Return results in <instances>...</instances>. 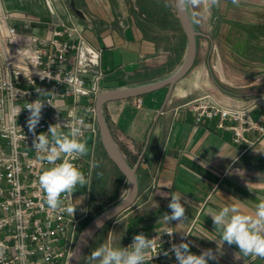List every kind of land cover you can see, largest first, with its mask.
Masks as SVG:
<instances>
[{"label": "crops", "instance_id": "crops-1", "mask_svg": "<svg viewBox=\"0 0 264 264\" xmlns=\"http://www.w3.org/2000/svg\"><path fill=\"white\" fill-rule=\"evenodd\" d=\"M50 3L56 18L80 25L90 43L101 48L104 91L165 78L184 60L188 40L175 0H74L85 19L75 12L72 0ZM0 6L20 31L50 32L44 24L21 26L25 15L51 19L47 0H0ZM203 13L202 27L191 16L199 31L197 57L183 78L173 87L136 96L142 98L140 105L135 97L104 104L105 117L129 163L134 165L142 156L138 197L112 220L110 244L127 247L137 234L172 227L175 241L189 243L192 253L212 249L217 260L209 264H264V259L243 256L236 245L220 246L211 240H218L220 233L208 215L231 205L243 214H254L257 197L264 196V134L250 130L248 138L260 136L254 144L235 142L231 129L218 126V117L197 122L192 108L206 95L236 106L264 99V0H218L209 19ZM250 115L264 123V107L252 108ZM87 145L90 182L83 191L77 189L75 202L91 211L102 198L110 202L113 178L112 200L118 188L128 192V182L100 136ZM175 193L188 201L186 220L167 223L164 216L171 215L168 205ZM168 264H178L174 253Z\"/></svg>", "mask_w": 264, "mask_h": 264}, {"label": "built area", "instance_id": "built-area-1", "mask_svg": "<svg viewBox=\"0 0 264 264\" xmlns=\"http://www.w3.org/2000/svg\"><path fill=\"white\" fill-rule=\"evenodd\" d=\"M47 4L51 19L21 17L23 28L44 24L50 31L46 34L20 31L7 21L10 13L0 6V264H68L79 227L90 213L85 205L75 202L77 190L64 200L65 206H76L73 216L50 209L38 182L42 171L51 165L33 148L35 136L47 133L49 125L55 124L67 132L74 121L81 120L83 139L94 143L100 136L95 100L104 91L105 78L101 48L90 43L80 25L56 18L50 0ZM135 98V104L140 105L142 98ZM37 99L45 105L32 132L26 107ZM257 106L264 107V99L236 106L222 105L206 95L197 98L192 108L197 122L218 117V126L231 129L235 142L254 144L264 134V123L250 115ZM14 109L22 110L17 116ZM250 130L259 131L260 136L248 138ZM72 162L89 177L90 158ZM165 231L174 229L165 227L145 234L157 237L153 255L160 249L150 264H168L171 245L178 244L175 232L169 236Z\"/></svg>", "mask_w": 264, "mask_h": 264}, {"label": "clouds", "instance_id": "clouds-1", "mask_svg": "<svg viewBox=\"0 0 264 264\" xmlns=\"http://www.w3.org/2000/svg\"><path fill=\"white\" fill-rule=\"evenodd\" d=\"M201 2L202 0H191L194 5ZM203 2L209 8L218 4V0H203ZM236 2L237 0H233V3ZM44 105V101L37 99L28 103L26 107L30 112L27 124L32 132H35L42 118ZM21 110L14 109L15 114L18 116ZM82 123L81 120L74 121L67 132L59 130L58 124L49 125L48 132L35 136L33 141V148L40 154V159L51 165L38 177L39 185L45 193L47 206L72 216L76 206H71L70 203L65 206L64 200L72 197L74 191L89 185L90 182L84 172L72 162L88 155L89 152L87 141L83 139ZM257 200L259 202L255 205L252 215L241 213L235 205L223 206L215 213L209 212L215 230H219L220 233L218 240H211L217 241L220 246L225 242L229 246L236 245L243 256L264 259V196L257 197ZM187 203V199L180 194H171L168 205L171 215L166 214L164 220L167 223L172 220L182 223L186 220L185 204ZM173 232L164 233L171 236ZM156 239L157 237L148 238L140 233L133 237V242L127 247L113 246L110 243L101 245L89 254V264H150L152 258L160 251L159 249L153 255ZM170 251L174 253L178 264H209V261L217 260L212 249L203 250L197 255L190 251L189 243L186 242L173 243ZM163 254L168 256L169 251H164Z\"/></svg>", "mask_w": 264, "mask_h": 264}, {"label": "water", "instance_id": "water-1", "mask_svg": "<svg viewBox=\"0 0 264 264\" xmlns=\"http://www.w3.org/2000/svg\"><path fill=\"white\" fill-rule=\"evenodd\" d=\"M175 4L178 18L188 40L187 52L181 65L172 74L165 78L135 86L105 90L96 96V118L99 126L100 138L108 156L126 177L128 182V192L122 200L105 208L84 225L72 248L68 264H80L81 258L91 240L107 223L121 214L124 210L131 207L135 203L139 194L137 170L142 156L134 165L129 163L127 156L119 147L105 117L104 104L107 101L114 99L140 96L164 86L173 87L177 81L183 78L192 69L196 62L197 37L199 31L193 24L187 1L175 0ZM72 5L78 16L85 19L84 13L75 6L74 0H72Z\"/></svg>", "mask_w": 264, "mask_h": 264}, {"label": "rangeland", "instance_id": "rangeland-1", "mask_svg": "<svg viewBox=\"0 0 264 264\" xmlns=\"http://www.w3.org/2000/svg\"><path fill=\"white\" fill-rule=\"evenodd\" d=\"M186 1H187V5L189 8V12H190L191 16L193 17L195 24L198 27H202L204 22H203V20H201V18H202L201 14L203 15L204 14L203 12H207V15H208L207 18L209 19L210 14L212 13L213 6H211V8H209L207 5L205 6L203 0L201 3L195 4V5L191 3V0H186ZM208 25L209 24L205 23L206 29H210V27ZM111 181H112V186H115L111 190V194L115 195L114 193L116 191V185H115L116 183L114 184V182L116 181V179L113 178ZM83 189H85V188L80 187V191H83ZM117 193L118 194L116 195L117 196L116 199L112 200L111 198L113 195H110L109 196L110 202L108 201V197H105V198H102V203H100V204L98 203V205L93 206V209L90 211L89 216L83 221L82 225L79 227V233H80L81 229L84 227V225L86 223H88L93 217H95L103 209H105V208L119 202L120 200H122L123 197L126 196L127 192H123V190H120L118 188ZM104 203H106V205H104ZM111 225H112V220L109 223H107L97 233V235L91 240V242L89 243L87 249L85 250V252L81 258L80 264H89L88 257H89V254L91 253V251H93L94 249L98 248L101 245L110 243L109 231H110Z\"/></svg>", "mask_w": 264, "mask_h": 264}]
</instances>
